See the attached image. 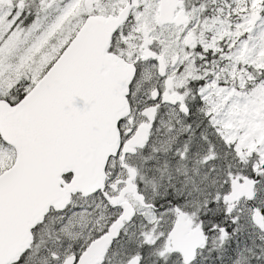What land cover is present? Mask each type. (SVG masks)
Masks as SVG:
<instances>
[{
	"label": "snow or ice",
	"instance_id": "obj_1",
	"mask_svg": "<svg viewBox=\"0 0 264 264\" xmlns=\"http://www.w3.org/2000/svg\"><path fill=\"white\" fill-rule=\"evenodd\" d=\"M0 264H264V0H0Z\"/></svg>",
	"mask_w": 264,
	"mask_h": 264
}]
</instances>
